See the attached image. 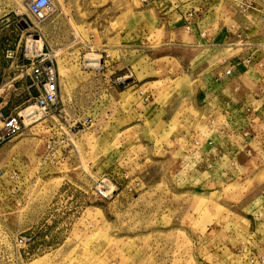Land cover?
Instances as JSON below:
<instances>
[{
  "label": "rangeland",
  "instance_id": "1",
  "mask_svg": "<svg viewBox=\"0 0 264 264\" xmlns=\"http://www.w3.org/2000/svg\"><path fill=\"white\" fill-rule=\"evenodd\" d=\"M27 1L0 0V76L13 83L0 105L18 112L35 95L29 33L56 52L60 102L0 147V264H264V169L252 153L236 166L229 106L205 94L227 50L204 31L198 46L173 45L175 28L216 27L252 0H52L37 24ZM7 38H21L12 63ZM263 62L222 78L235 102L257 94L242 105L244 137L264 131Z\"/></svg>",
  "mask_w": 264,
  "mask_h": 264
},
{
  "label": "crops",
  "instance_id": "2",
  "mask_svg": "<svg viewBox=\"0 0 264 264\" xmlns=\"http://www.w3.org/2000/svg\"><path fill=\"white\" fill-rule=\"evenodd\" d=\"M242 2L245 1H241V3ZM252 2L255 5L254 11L243 10V13H223L221 16L222 24L217 25L218 28L217 26L209 27V23L201 24L202 19L199 21V23L193 25L190 31H185L184 29H182L184 27H181V29L180 27L175 28V30H173L175 31L174 35L181 39L182 42L178 41V43H173V45H176L177 47H193L194 45L198 46L200 45L197 44L198 37L203 35L201 34V32L204 31L205 33H213L212 40L210 39V36L205 37V46H208L210 49L216 48L220 50H227L222 55L223 57H221L220 62H222V67L220 68V71H215L214 73L212 72V76L208 75L205 79V94L206 96L209 95L211 97L217 96L221 101L219 102V107L225 108L226 106H229L228 111L223 110V112L225 113V121L223 125H227L228 127L231 126V128L237 130L235 131V133L232 132L234 133L233 136L236 137L234 139H227L225 145L227 144L226 146H228L230 150L233 148L232 152L235 151L233 159L237 163L236 166L242 168V171L243 169L247 171L248 168H246V164H249L251 162L250 159H254L255 162L260 166V168L255 171L258 172V170L264 169V167H262L264 165V131H262V126L256 124L255 126H259L258 128H256V133H252L250 131L249 134L247 133L249 137H244L246 135V132L244 133V126L240 124V121L245 117V113L244 111H242V105L248 100V98L251 97L252 93L246 94L245 92L242 93L241 91V99H238V101L235 102V100L237 99H235L231 95H228L230 94L227 91L229 90V88H226L227 85L224 84L222 80V78L224 77H230L229 81L236 80L240 75L246 74V72L251 69L250 63L258 64L261 60H264V0H252ZM251 12L256 16V19L254 18L255 20L253 22L251 20L252 17H249V14ZM6 22L7 21L4 20L0 24V31L4 30L7 25ZM204 26H206L209 31H206L204 29ZM214 38L216 39L215 43H213V41L215 40ZM217 39L222 42L219 43ZM11 40L12 39L8 38L4 40V50L15 49L16 51L18 49L21 38H18L15 43ZM192 40H194V42ZM3 58H5L4 55ZM262 64H264V62ZM3 72L0 76V80L5 81L4 83H2L4 89L2 98H4L5 96L7 97L10 94V92L12 91L10 87H12L13 85V83H10V81H7L5 80V78H3ZM262 80L264 81V78ZM262 80H260L261 84ZM238 88L239 86L234 87V89L232 90H236ZM260 93H262V91H260ZM256 95V93L252 94V97ZM230 99L232 100V104H230V102H227ZM230 105L232 109L230 108ZM246 148L247 150H245ZM250 154L252 155L251 158L248 157L250 156ZM251 165H253V162L250 163V167ZM229 170L230 169L228 168H222L217 171L216 175H218L223 181L224 179H228L231 175H233L234 177L235 175ZM241 175L248 176V174L246 175L245 173H241Z\"/></svg>",
  "mask_w": 264,
  "mask_h": 264
},
{
  "label": "built area",
  "instance_id": "3",
  "mask_svg": "<svg viewBox=\"0 0 264 264\" xmlns=\"http://www.w3.org/2000/svg\"><path fill=\"white\" fill-rule=\"evenodd\" d=\"M239 7L246 10L249 7V2H242ZM51 9L52 0H28L26 2V12L33 18L35 24L44 21ZM35 24L32 23L30 28L34 29ZM38 41L37 36L29 33L24 38L21 47L23 49L22 57L29 61V79L35 90V95L18 112L4 113L0 105V147L19 132L20 128L24 126V121L29 124L34 122L38 116L48 115L60 102L56 52L50 48H43L42 43L38 44ZM3 55L12 63L16 51L15 49H5ZM3 90V84H0V103ZM45 147L51 150L53 143L49 142ZM50 155L52 156L53 153ZM16 241L19 243V247L24 246V238L18 237Z\"/></svg>",
  "mask_w": 264,
  "mask_h": 264
},
{
  "label": "bare ground",
  "instance_id": "4",
  "mask_svg": "<svg viewBox=\"0 0 264 264\" xmlns=\"http://www.w3.org/2000/svg\"><path fill=\"white\" fill-rule=\"evenodd\" d=\"M40 42V41H39ZM34 117H36V115H34ZM37 118H39V117H37Z\"/></svg>",
  "mask_w": 264,
  "mask_h": 264
}]
</instances>
